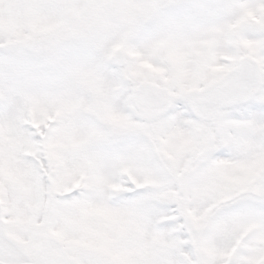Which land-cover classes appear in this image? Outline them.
<instances>
[{"label": "snow or ice", "instance_id": "snow-or-ice-1", "mask_svg": "<svg viewBox=\"0 0 264 264\" xmlns=\"http://www.w3.org/2000/svg\"><path fill=\"white\" fill-rule=\"evenodd\" d=\"M0 264H264V0H0Z\"/></svg>", "mask_w": 264, "mask_h": 264}]
</instances>
